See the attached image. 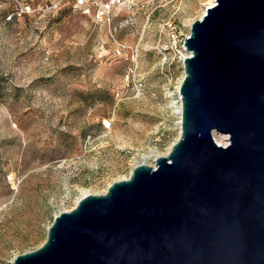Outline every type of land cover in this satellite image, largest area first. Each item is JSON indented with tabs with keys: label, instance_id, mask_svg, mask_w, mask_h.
<instances>
[{
	"label": "rangeland",
	"instance_id": "obj_1",
	"mask_svg": "<svg viewBox=\"0 0 264 264\" xmlns=\"http://www.w3.org/2000/svg\"><path fill=\"white\" fill-rule=\"evenodd\" d=\"M104 1L0 0V264L81 187L104 192L178 136L179 43L207 0H119L100 18Z\"/></svg>",
	"mask_w": 264,
	"mask_h": 264
},
{
	"label": "water",
	"instance_id": "obj_2",
	"mask_svg": "<svg viewBox=\"0 0 264 264\" xmlns=\"http://www.w3.org/2000/svg\"><path fill=\"white\" fill-rule=\"evenodd\" d=\"M183 43L168 151L79 195L12 264H264V0H214Z\"/></svg>",
	"mask_w": 264,
	"mask_h": 264
},
{
	"label": "built area",
	"instance_id": "obj_3",
	"mask_svg": "<svg viewBox=\"0 0 264 264\" xmlns=\"http://www.w3.org/2000/svg\"><path fill=\"white\" fill-rule=\"evenodd\" d=\"M80 3H82V0H79ZM119 0H105L103 3H101L96 11V16L100 17V18H103V16L106 15L107 11H108V7L115 3V2H118ZM175 30V29H174ZM173 35H175V32L173 33ZM179 48L178 49V55H177V59L178 61H180L181 63H183V59L186 55H188V52L186 50V47L184 46V43H183V39H182V42L179 43ZM162 49V48H160ZM159 49V50H160ZM117 51L120 52V46H118L117 48ZM161 51V50H160ZM170 60H168V58L166 57L165 58V54L162 56V61H161V64H165V63H169ZM136 69V63L134 62V65L133 67H131L129 70L133 73L134 70ZM127 75V74H126ZM140 88H141V82L139 81L138 82V86L136 88L137 92L140 91ZM176 102L179 104V107L181 105V100H180V95L179 93L177 94V97H176ZM179 118H180V108H179ZM103 125L104 126H108V121L107 120H103ZM87 141L91 142L92 141V137L90 134L87 135Z\"/></svg>",
	"mask_w": 264,
	"mask_h": 264
},
{
	"label": "bare ground",
	"instance_id": "obj_4",
	"mask_svg": "<svg viewBox=\"0 0 264 264\" xmlns=\"http://www.w3.org/2000/svg\"><path fill=\"white\" fill-rule=\"evenodd\" d=\"M214 0H207L206 1V4H211ZM182 75H183V72H182ZM173 107H174V110L178 113L179 115V104L176 102V100L173 101ZM178 123H179V120H178ZM215 138L218 142H221L220 140L223 141V137L220 136V135H215ZM158 154H165V153H162V152H159L156 148H149L148 152L146 153H142L141 157H140V161H144V162H147V163H152V161L154 160V158L156 157V155ZM80 194H83L85 192H88L89 190L85 187H81L80 189Z\"/></svg>",
	"mask_w": 264,
	"mask_h": 264
}]
</instances>
